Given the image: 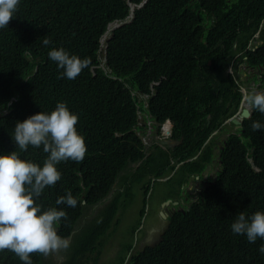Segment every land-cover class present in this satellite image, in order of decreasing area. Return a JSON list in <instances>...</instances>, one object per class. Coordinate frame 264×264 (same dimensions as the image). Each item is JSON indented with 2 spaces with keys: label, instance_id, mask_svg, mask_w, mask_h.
I'll return each mask as SVG.
<instances>
[{
  "label": "trees",
  "instance_id": "1",
  "mask_svg": "<svg viewBox=\"0 0 264 264\" xmlns=\"http://www.w3.org/2000/svg\"><path fill=\"white\" fill-rule=\"evenodd\" d=\"M221 3L222 0L216 4L215 0H148L136 10L133 22L110 31L101 53V38L109 24L126 21L127 0H21L16 16L0 29V127L9 134L14 123L39 107L46 97L50 102L68 101L67 105L84 117L83 124L91 134L85 163H59L60 180L46 187L38 201L44 208H63L66 214L76 209L72 218L67 214L58 225L64 236L82 214L79 201L83 195L89 207L103 205L89 221L86 236L75 240L72 247L82 244L85 248L94 244L98 236L103 239L119 209L136 199V187L149 185L143 190L145 204L151 179L166 175L167 169H158L164 160L151 165V155L144 152L141 136L132 130L138 108L144 110L145 101L150 119L158 123L154 127L171 119L174 134L184 136L182 144L171 151L176 163L200 153L197 160L185 163L172 179L157 182V186L170 185L176 177L182 179V184L186 176L203 173L216 158L214 140L204 148L203 145L216 129L220 133L227 130L223 122L237 111L243 97L241 86L246 82L238 83L231 75L221 83L211 84L217 80L207 71L208 61H214L220 73L227 74L232 60L247 47L249 37L244 36L256 31L264 17V0H253L255 7L248 12L247 21L233 22L225 9L219 10ZM45 37L52 41L50 45H43ZM263 38L264 31L259 40ZM44 47L47 53L50 48L63 47L84 59L86 66L70 85H63L57 81L58 76L51 75V65L45 57L43 65L40 53L45 56ZM255 53L264 54V48L246 50L236 63L244 62L246 57L250 65L264 68V56L254 58ZM259 80L264 81V72L253 77L254 82ZM38 109L52 110L47 104ZM247 123L243 134L234 131L226 140L221 151L222 169L217 170L216 179L209 177L211 183L204 186L197 201L174 211L158 242L136 249L127 264H264V255L258 252L264 241L249 243L245 236L230 229L238 212L250 215L264 211V134L254 136L257 141L251 139ZM117 131L123 135L117 137ZM9 141L0 136L3 153L26 152ZM160 150L163 158L167 157L169 149ZM24 157L32 161L34 152ZM35 158L39 159L37 153ZM139 160L143 162L137 168L129 166V162ZM175 168L173 164L169 171ZM122 171V188L116 189L107 202ZM67 192L77 198L75 208L56 205V199ZM137 226L132 227V237ZM100 245L101 242L88 251L80 249L62 264L85 261L91 256L88 253H94ZM131 249L132 243L124 252ZM5 252L0 254L1 264H24L13 252ZM99 254L100 251L94 264H100ZM30 255L33 264H56L45 260L43 254ZM127 258L123 254L112 264H125Z\"/></svg>",
  "mask_w": 264,
  "mask_h": 264
},
{
  "label": "clouds",
  "instance_id": "2",
  "mask_svg": "<svg viewBox=\"0 0 264 264\" xmlns=\"http://www.w3.org/2000/svg\"><path fill=\"white\" fill-rule=\"evenodd\" d=\"M217 1L218 0H215V4ZM147 2L148 0H142L139 3L127 0L129 14L125 18L126 21H115L109 24L107 31L101 38L100 53L103 52L102 47H104L110 31L122 24L133 22L136 10L143 8ZM20 3L21 0H0V29L7 27L10 19L16 16ZM251 7H255L253 0H222L219 10L225 9V14L229 16L232 22L235 20L247 21L248 12ZM260 19L262 22L259 28L251 33L248 32L244 36L249 37L247 47L243 52L239 51L236 57L232 60L228 66L227 74L220 73L219 67H217L214 61H208L209 68L207 71H209L212 77L217 80L211 84L221 83L220 80L229 79V77H232L231 75L234 76L232 79H235L238 83L239 81L246 82L245 85L243 84L241 86L243 97L239 103L237 111L231 117L226 118L222 125L227 126L230 124L232 125L233 130L229 133L226 131L220 133V131L216 129L210 134L209 138L203 145L204 148L214 140V149L216 150L217 156L215 159H212L211 163L207 166L211 167L214 164H217L219 166L217 169L218 171L222 169L221 151L224 150L225 142L231 133L240 130L241 134H243L245 131V122L248 121L247 127L253 135H251V139L257 141L258 139L254 136L260 137L264 134V81L262 82L259 80L258 83L253 81V77L264 72V68L262 66L250 65L248 58L246 57L243 58L245 60L244 62L236 63L240 60V57L246 50L251 49L253 52H256L257 49L264 48V38L263 40H259L262 31H264V17H261ZM239 39H243V37ZM42 43L47 46L50 45L52 41L45 37L42 40ZM234 44L237 46L236 42ZM42 49L45 53V56L43 53H40L43 65V59L45 57L46 62L51 65L49 69L51 75L58 76L57 81L63 85H70L69 82H71V79H75L86 66V61L84 59L78 57L76 54H71L63 47L50 48L48 53L46 52L45 47ZM261 56H264V54H254V58ZM239 68L240 70L245 71V76H247L245 80L237 73ZM251 73H253V75H251ZM147 97L148 96L145 94V98ZM243 100L245 106L250 112V116L246 118H240V114L243 110V107L241 106ZM67 102L68 101L63 99L50 102L49 98L45 97L39 107L30 111L26 116L18 119L14 123L12 131L9 134L0 127V136L9 139L11 145L16 144L17 148L26 151L24 153H18L14 150L9 153H3L0 145V254H6L5 249H7L13 252L20 261L24 262V264H33L32 256L30 254L34 252L43 254L45 260L51 259L56 264H62L68 259H71L74 252H77L80 249L88 251L90 247L101 242V245L98 246L94 253H88L91 254L90 258L85 261H81V259L77 260V264H94V257H96L100 251L98 257L99 262L106 240L111 237L112 232L117 227L114 226V219L111 228L107 231L106 236L103 239L98 236L94 244L86 246L85 248L82 244H77L72 247V243L75 240L86 236L89 221L95 217L93 211L98 208L99 214L103 205L94 204L89 207L87 204L88 199L83 195V199L79 201V203H81L80 209L82 214L72 222L70 233L67 236H64L58 225L61 223L62 218H66L67 214L72 218L76 209L68 211L69 213L66 214L63 208H44L42 204L38 202L45 188L53 186L58 180H60L62 173L57 167L59 163L66 161L69 166H78L86 161V158L84 157L87 152L86 143H88L87 139L90 138L91 134L83 124L84 117H80L76 111L67 105ZM46 104L51 107L52 110L50 112L38 109H43ZM147 108V102L144 104V110L138 108V116L137 119L135 118L137 122L134 124L132 130L136 131L137 134L141 136V139L145 144L144 152L147 156H150L148 155V152L151 147H148L145 142V136L148 132L147 129L157 128L158 135H162V133L168 128L166 133L169 137H164L167 149L163 148L158 143L151 144V146H159L156 147V150H160L161 148L164 151H167L169 149L167 157L163 158L162 156L160 160L161 162L164 160L163 164L158 167V169H167V176L165 175L164 177L159 178L153 177L151 179V187L145 198L146 203L144 204L142 199V206L138 211V221L133 225H138V228L135 230L134 236L132 237L133 240L129 243H132V249L128 251V253H125L124 249L128 245L125 244V246L119 251L115 260L117 261L121 255L127 254L128 258L126 259L125 264H127L128 259L131 257V253L136 249L140 247L145 248V246H154L160 239V235L165 226L163 220H167L174 211L183 210L187 203L189 204L197 201L202 189H204V184L211 183V181H207V179L209 177L216 179L217 172L216 170L214 177H211L208 173H201L206 179L201 187V174L197 172L196 174L189 175L187 181L190 176H194V179L197 177V180H200L199 187L195 184L194 187L197 188L192 190L191 184L186 181L180 184L178 192H167L164 199L155 202V191L159 186H157V182H168L174 177L176 170L187 162L197 160L200 153L186 161L180 162L179 164L174 162L175 159L171 157V151L176 149L177 146L171 147L170 144H174L179 140H182L183 142L184 136L178 137L174 134V121L171 119H167L161 126L154 127L155 125H158V123L150 119V114L147 112ZM234 118L238 119L240 122L238 127L233 122ZM141 127H144V129ZM165 127L167 128L164 130ZM158 131L161 132V134ZM122 135V132H116L117 137ZM221 135L223 137L222 139L217 137ZM29 152H34V160L32 161L28 158V160L24 159V154ZM251 152L253 153L254 149H252ZM35 153L39 156L38 160L35 158ZM45 154L47 155L43 163H41V159ZM154 156V154L151 156V160ZM141 161L143 162V160ZM164 163L166 164V167H163ZM173 164L176 165L175 170L169 171ZM177 164L178 166H181L178 167ZM123 173L124 171L120 173L117 178L118 181L121 180V175ZM116 180L110 194H114L116 191H114V186L117 183ZM184 184H187L190 191L189 194L185 191ZM147 186L149 185L146 184L145 187ZM144 188L141 189L144 190ZM173 195H176L177 197L172 198ZM168 197H171L172 199L162 202ZM107 198V201H109V195ZM133 202L134 200L130 201L127 207L133 205ZM55 203L56 205L65 204L68 207L75 208L78 204V200L71 192H67L65 195L59 196ZM173 206L176 209H171ZM163 215H165V217ZM230 229L234 234L245 236L249 243H255L258 239L264 241V211L258 210L250 215L246 214L244 211L238 212L230 225ZM154 234H158V237L154 238ZM93 236L94 235L92 234L90 238ZM147 237H150L152 245L146 241ZM135 243H138V245L134 248ZM258 252L261 255H264V243L259 244ZM115 261L112 263H115Z\"/></svg>",
  "mask_w": 264,
  "mask_h": 264
},
{
  "label": "rangeland",
  "instance_id": "3",
  "mask_svg": "<svg viewBox=\"0 0 264 264\" xmlns=\"http://www.w3.org/2000/svg\"><path fill=\"white\" fill-rule=\"evenodd\" d=\"M244 72L245 71L240 70V68L237 71V73L241 75L242 79L245 80L247 78V76H245L246 74ZM251 75H253V73H251ZM145 102H147V101H145ZM166 128L167 127H165L164 130ZM226 129H227L226 132L229 133L233 130V127H232V125L228 124ZM147 130H148V132H147V135L145 136V142L147 143L148 147H151L150 151L148 152V155L152 156L153 154L158 153V155L156 157L154 156L151 160V164L156 165L161 160L162 154H161V151L159 149L156 150V147H159V146H151V144L152 143H154V144L158 143L160 146L167 149V146L165 145V142H166L165 138L169 137V135L166 133L168 128L162 133V135H158L157 128H155V129L149 128ZM217 137L220 139L223 138L222 135L217 136ZM180 144H182V140L176 141L174 144H170V146L176 147V146H179ZM141 162L142 161L139 160V162H137V163H134V162L129 163V166H133V167L137 168L141 164ZM175 162H176V160H175ZM178 164H177V166H178ZM180 166H178V167H180ZM218 168H219V166L217 164H214L211 167L207 166V168L203 172V174L208 173L211 177H214L215 172ZM141 172L142 171L140 170V174H141ZM200 176H201V183L199 180H197V177H195V179L197 180L196 181L194 179V176H190V178L188 179L187 182L191 184L192 190L199 187V183H200V187H201L202 184L204 183V181H206L205 176H203L202 174ZM186 177L188 178V176H186ZM116 181H117V183L114 186V191L116 189L122 188L121 187L122 181L121 180L118 181V179ZM207 181H211V180L207 179ZM181 182H182V179L180 177H176L171 181L169 186H167L165 184L159 185L155 191V196H154L155 202H158V201L164 199L167 192H170V191L178 192ZM195 184L197 185V187H194ZM206 185H207V183L204 186H206ZM184 188H185V191L187 192V194H189L190 191H189L187 184H184ZM142 193H143V190L141 189V184H139L137 186V198L134 200L133 205H131L127 208H124V209H122V208L119 209L118 215L115 219V222L119 221L118 222L119 224L115 228V230L112 232L111 237H109L106 240L104 250H103V252L100 256V259H99L100 263H112V262H114L117 258L119 251L121 250V248H123L125 246V244H129L133 240V238L131 236V228L138 221V211L142 206V199H143ZM112 196H113L112 193L109 194V200ZM172 208L176 209L174 206L171 207V209ZM93 214L95 216L98 215V208H96L93 211ZM163 222L165 223L166 220H163ZM153 236H154V238H157L158 234H154ZM137 245H138V243H135L134 248Z\"/></svg>",
  "mask_w": 264,
  "mask_h": 264
},
{
  "label": "water",
  "instance_id": "4",
  "mask_svg": "<svg viewBox=\"0 0 264 264\" xmlns=\"http://www.w3.org/2000/svg\"><path fill=\"white\" fill-rule=\"evenodd\" d=\"M241 106L243 107V110L240 114V118H246V117H249L250 116V112L248 110V108L245 106V103H244V100L241 102ZM233 122L237 125V127L239 126L240 122L238 119L234 118ZM236 127V128H237ZM165 217V215H163ZM146 241L152 245L151 241H150V237H147L146 238Z\"/></svg>",
  "mask_w": 264,
  "mask_h": 264
},
{
  "label": "flooded vegetation",
  "instance_id": "5",
  "mask_svg": "<svg viewBox=\"0 0 264 264\" xmlns=\"http://www.w3.org/2000/svg\"><path fill=\"white\" fill-rule=\"evenodd\" d=\"M215 162V161H214ZM177 196L176 195H173L172 196V198H176ZM171 197H168L167 199H165L164 201H162V202H165V201H168V200H171L172 199ZM176 202H177V200H176ZM160 221V220H159ZM158 221V222H159ZM159 225V224H158ZM160 228V227H159Z\"/></svg>",
  "mask_w": 264,
  "mask_h": 264
},
{
  "label": "bare ground",
  "instance_id": "6",
  "mask_svg": "<svg viewBox=\"0 0 264 264\" xmlns=\"http://www.w3.org/2000/svg\"><path fill=\"white\" fill-rule=\"evenodd\" d=\"M174 159H175V158H174ZM180 160H181V159H180ZM180 160H179V161H180ZM181 161H182V160H181ZM174 162H175V161H174ZM199 181H200V180H199ZM207 188H208V187H207Z\"/></svg>",
  "mask_w": 264,
  "mask_h": 264
}]
</instances>
